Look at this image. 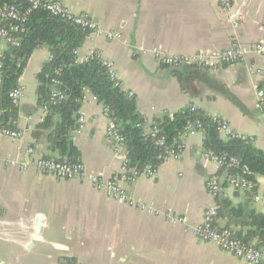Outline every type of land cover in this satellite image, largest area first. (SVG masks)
I'll list each match as a JSON object with an SVG mask.
<instances>
[{
	"label": "crops",
	"instance_id": "0c3cea01",
	"mask_svg": "<svg viewBox=\"0 0 264 264\" xmlns=\"http://www.w3.org/2000/svg\"><path fill=\"white\" fill-rule=\"evenodd\" d=\"M64 3L75 13L89 15L102 31L119 36L88 38L76 52L77 59L83 61L95 50L111 62L116 79L124 91L133 93L147 124L193 106L225 120L264 151V113L254 107V86L264 92V58L249 51L253 44L264 43V0H234L231 15L238 21L237 29L226 23L217 0ZM235 39L247 54L246 62L202 73L192 81L193 95L181 92L170 70L149 53L154 47L169 55L224 50ZM7 47L0 44V55ZM48 59L46 48L37 49L23 70L17 121L22 137L16 141L0 137V160H21L29 147L38 157L48 154L44 141L31 135L43 118L36 106L35 75ZM92 98L89 93L83 97L79 115L84 117V128L73 133L72 140L87 173L109 179L121 173L125 152L106 138L104 107ZM202 142L200 132L187 136L177 160L167 159L153 177L139 176L132 184L121 185L156 213L110 200L83 181H60L34 169L0 165V264H248L192 235L204 210L214 203L205 189L207 180L223 182L225 177L205 157ZM257 181L260 192L264 179ZM220 192L233 206L261 212L242 192L227 186ZM168 216L184 217L186 222L172 224ZM38 218L42 227L36 236ZM216 224L223 227L226 221L217 219Z\"/></svg>",
	"mask_w": 264,
	"mask_h": 264
},
{
	"label": "trees",
	"instance_id": "16d2710c",
	"mask_svg": "<svg viewBox=\"0 0 264 264\" xmlns=\"http://www.w3.org/2000/svg\"><path fill=\"white\" fill-rule=\"evenodd\" d=\"M4 6L18 8L25 22L18 32H10L17 44L8 45L0 55V130H17L19 111L9 94L19 86V79L32 53L46 48L49 59L35 75L36 106L43 112V118L31 133L36 141H44L48 152L44 158L56 162L80 163V153L72 135L78 127L79 110L86 93L103 105L108 117L117 125L124 142V168L128 174L140 175L146 169L157 171L165 162L168 152L177 153L180 149L178 147L183 144L181 135L187 125L198 122V132L203 136L205 152L224 160V164L219 167V173L225 175L224 181L219 182L214 178L218 181L219 192L213 198L216 208L213 228L228 229L233 238L243 245L264 250V213L247 205L233 206L220 197V191L227 186V180L239 177L252 182L251 191L242 192L246 194L247 201L252 202L253 195L258 193L260 187L257 179H264V151L255 148L248 139L222 138L218 132L219 123L193 106L173 114L165 113L147 124L137 110L133 93L118 86L101 61L95 58L87 61L77 59L76 52L89 38L88 30L54 17L42 9L28 12L29 7L23 0H0V8ZM2 24L10 26V22L4 21ZM164 68L170 70L181 92L189 95H193V79L208 71L196 65ZM53 91L62 99L58 96L52 98ZM147 129H156L158 133L151 137ZM230 158L236 164L229 163ZM217 219L225 220L226 225L219 227Z\"/></svg>",
	"mask_w": 264,
	"mask_h": 264
},
{
	"label": "built area",
	"instance_id": "2783aa9c",
	"mask_svg": "<svg viewBox=\"0 0 264 264\" xmlns=\"http://www.w3.org/2000/svg\"><path fill=\"white\" fill-rule=\"evenodd\" d=\"M28 5L29 10L42 9L50 15L60 18L66 22H69L82 29H86L90 32L89 39L92 41V36H102L106 39L113 40L119 38L109 32L102 31L97 23L87 14L75 13L69 9L64 0H23ZM234 0H217L219 12L226 16V23L233 29L238 28V21L231 15ZM10 22V26L6 27L2 22ZM25 22V17L19 14L18 8L15 6H4L0 8V40L4 41L7 45H16L17 41L10 36V32H18L20 26ZM250 54L264 58V43H256L250 46ZM154 59L163 67H180L184 65H196L199 67L207 68L208 70L215 69L219 66H227L236 63H245L247 54L243 48L238 45L236 39L231 46L224 50H213L210 52H198L192 55H169L165 54L161 47H154L149 52ZM97 59L102 62L106 68L109 76L117 82V85L122 87V84L116 79L113 64L102 58V55L95 50L88 53L87 57L83 61L89 59ZM249 72H253L252 67H248ZM255 90V104L254 107L257 110L262 111L264 107V92L259 88V85L254 86ZM129 95H132L129 93ZM58 96L62 99V96L58 95L55 91L52 92L51 97ZM10 99L14 106L18 107L21 97L22 89L17 87L9 94ZM93 101L96 99L93 97ZM103 115L106 121L105 136L108 140L113 142L117 147V150L124 149V142L122 136L119 134L117 125L108 117L107 110L103 108ZM219 123L218 132L224 139H248L251 142L253 139L235 132L229 124L218 117H213ZM76 133L79 134L84 128V117L79 115L77 120ZM200 125L198 122L189 124L184 129L181 135V140H184L187 136H191L198 133ZM151 137H155L158 133L156 129H147ZM0 137L7 138L12 141L20 140L22 133L17 130L1 129ZM177 153L170 151L167 153L165 161L169 158L177 160L182 152L183 144ZM205 157L210 161L217 164L220 167L224 164L223 159H219L210 152L204 153ZM229 163L236 164L233 158H230ZM125 159L121 168V173L118 176L104 179L101 176H97L91 173H87L82 163L71 164L66 162H56L53 159L44 157H38L36 150L33 147L26 149V156L21 160H0V165H5L11 168H16L19 171H26L28 169H34L39 174L45 176H51L60 181L79 180L87 183L93 189L102 191L106 194L107 198L120 204H126L129 206L137 207L140 210L154 213V209L139 202H136L131 198L127 192L121 186L122 184H132L139 176L153 177L156 171L144 170L140 175L134 173L128 174L124 168ZM227 187L238 192L251 191L253 184L248 180H244L239 177L229 178L227 180ZM206 192L212 198L219 192L218 181L214 178L207 180L205 184ZM252 203L257 205L261 212L264 213V188L253 195ZM156 213V212H155ZM216 214V208L214 203L208 206L202 214V223L192 228V235L202 242H209L215 245L218 249L227 252L237 259L243 260L248 264H264V250H257L255 248L245 246L238 240L233 238L232 233L228 229L217 230L213 228L212 222ZM169 222L172 224H184L186 222L184 217H170Z\"/></svg>",
	"mask_w": 264,
	"mask_h": 264
},
{
	"label": "water",
	"instance_id": "95a60500",
	"mask_svg": "<svg viewBox=\"0 0 264 264\" xmlns=\"http://www.w3.org/2000/svg\"><path fill=\"white\" fill-rule=\"evenodd\" d=\"M42 227V219L38 218L37 222L35 224V228H34V234L37 236L40 232V228Z\"/></svg>",
	"mask_w": 264,
	"mask_h": 264
},
{
	"label": "rangeland",
	"instance_id": "374dc122",
	"mask_svg": "<svg viewBox=\"0 0 264 264\" xmlns=\"http://www.w3.org/2000/svg\"><path fill=\"white\" fill-rule=\"evenodd\" d=\"M3 42H4V41H3ZM3 42H2V43H0V44H2L3 46H5V43H3Z\"/></svg>",
	"mask_w": 264,
	"mask_h": 264
}]
</instances>
